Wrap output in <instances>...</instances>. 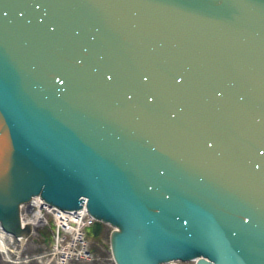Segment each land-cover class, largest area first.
Listing matches in <instances>:
<instances>
[{
	"label": "water",
	"instance_id": "water-1",
	"mask_svg": "<svg viewBox=\"0 0 264 264\" xmlns=\"http://www.w3.org/2000/svg\"><path fill=\"white\" fill-rule=\"evenodd\" d=\"M86 203L116 264H264V0H0V224Z\"/></svg>",
	"mask_w": 264,
	"mask_h": 264
},
{
	"label": "rangeland",
	"instance_id": "rangeland-1",
	"mask_svg": "<svg viewBox=\"0 0 264 264\" xmlns=\"http://www.w3.org/2000/svg\"><path fill=\"white\" fill-rule=\"evenodd\" d=\"M52 217V214H45L43 223L36 226L37 229L32 232L30 236L31 238L27 241L24 247H22L23 250L20 252V255L17 252L18 250H16V246L14 245L13 248L10 244L11 241L6 239V244L8 246L10 244L11 251L9 250V252L5 253L6 251L3 252L0 250V264H16V261L19 264H42L39 260L41 257L44 258V256L45 258H48L47 253L53 249V247L49 249L51 246L49 240H51L52 244H55V238L53 234H50V237L45 239L46 236L41 234L39 230L45 229L46 231L48 230L51 232L56 231V221ZM111 228H113L111 224L109 225L105 223L100 237H88V240L90 241L89 248L93 255L92 258L84 261H69V264H116L111 257L112 253H110L109 249V233L112 230ZM60 234L62 236V232ZM60 244H62V242H60ZM193 263V261L181 262V264ZM48 264H53V262Z\"/></svg>",
	"mask_w": 264,
	"mask_h": 264
},
{
	"label": "bare ground",
	"instance_id": "bare-ground-1",
	"mask_svg": "<svg viewBox=\"0 0 264 264\" xmlns=\"http://www.w3.org/2000/svg\"><path fill=\"white\" fill-rule=\"evenodd\" d=\"M23 213H25V214H23ZM46 213H48L49 215L52 214L54 220H56L58 224H62L64 228L66 226H70L71 225L70 222L72 220L73 221L76 220L78 223H80V222L87 223V222H85V219L87 218V215H90L89 212H87V207H86L85 202L83 203L82 207H80L79 209H74V210H70V209L65 210L64 209V210H62L60 208L58 209L56 206L48 205L47 202L44 199H42V197H40V195L38 194V195L31 197V199L28 202L21 203L20 213H19L20 219H21L20 224H22L24 226L26 224V222H29L31 224L32 229H34L33 225L36 223V221L41 222L42 220H44ZM92 218H93V220L95 219L93 216H92ZM94 222H95V220H94ZM7 237H11L12 239H15V240L18 239L21 243L24 242V240L21 239L22 236H20V235L15 236L14 234L6 233L0 224V250L3 252L6 251L5 253L9 252V250L11 251V249L7 250L10 247L6 244V239H8ZM10 244H11V246L13 245L12 243H10ZM16 249L19 250V248H16ZM68 255L66 254L65 257H67ZM74 260L75 261H79V260L84 261L85 259L83 257L79 256V258H75Z\"/></svg>",
	"mask_w": 264,
	"mask_h": 264
},
{
	"label": "built area",
	"instance_id": "built-area-1",
	"mask_svg": "<svg viewBox=\"0 0 264 264\" xmlns=\"http://www.w3.org/2000/svg\"><path fill=\"white\" fill-rule=\"evenodd\" d=\"M85 222L87 223H82V222L78 223L76 220L75 221L72 220L70 222L71 225L66 226L64 228L62 224H58L56 221V225H57L55 231L56 233L54 234L55 244H53L52 251L49 252L51 259H56L57 263L60 264V263H65V260L67 261L69 259L79 258V256L83 258L87 257L88 246L85 236L86 233L85 229L86 227L90 226V224L93 222L92 216L87 215ZM41 223H43V220L41 222L36 221L34 225L36 226ZM61 232H62V236L60 234ZM60 242H62V244H60ZM66 254L69 255L65 257ZM59 258L60 259L62 258L63 260L62 259L60 260Z\"/></svg>",
	"mask_w": 264,
	"mask_h": 264
},
{
	"label": "trees",
	"instance_id": "trees-1",
	"mask_svg": "<svg viewBox=\"0 0 264 264\" xmlns=\"http://www.w3.org/2000/svg\"><path fill=\"white\" fill-rule=\"evenodd\" d=\"M39 232L41 233V234H43L44 236H46V238L45 239H47L48 237H50V231H46L45 229H42V230H39Z\"/></svg>",
	"mask_w": 264,
	"mask_h": 264
},
{
	"label": "flooded vegetation",
	"instance_id": "flooded-vegetation-1",
	"mask_svg": "<svg viewBox=\"0 0 264 264\" xmlns=\"http://www.w3.org/2000/svg\"><path fill=\"white\" fill-rule=\"evenodd\" d=\"M100 236H101V234L97 235L96 237H100ZM96 237H95V238H96Z\"/></svg>",
	"mask_w": 264,
	"mask_h": 264
}]
</instances>
